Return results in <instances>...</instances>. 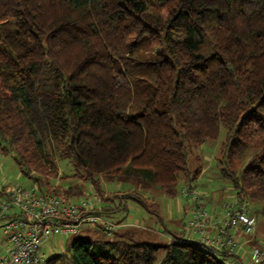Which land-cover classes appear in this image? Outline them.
I'll return each instance as SVG.
<instances>
[{"label":"trees","instance_id":"trees-1","mask_svg":"<svg viewBox=\"0 0 264 264\" xmlns=\"http://www.w3.org/2000/svg\"><path fill=\"white\" fill-rule=\"evenodd\" d=\"M222 129L220 175L264 217V0H0V150L12 146L25 176L48 169L36 151L56 141L82 181L56 192L105 194L104 178L151 212L139 191L197 180L199 151ZM104 200L103 213L119 209ZM93 231L71 242L68 264L231 256L177 234Z\"/></svg>","mask_w":264,"mask_h":264},{"label":"rangeland","instance_id":"rangeland-1","mask_svg":"<svg viewBox=\"0 0 264 264\" xmlns=\"http://www.w3.org/2000/svg\"><path fill=\"white\" fill-rule=\"evenodd\" d=\"M224 137L225 129H222L218 139L205 143L199 151L202 162V173L197 180L191 181L192 186L206 202L209 211L215 209L216 206L217 208L221 207L224 203L236 202L239 198L234 186L230 181L223 179L219 171V161L223 154L222 143ZM7 145L10 149L9 154H5L0 150V191L3 188L8 189L10 186H26L31 184V180L21 173L16 159L17 156L11 150L12 146L10 144ZM36 153L39 166L42 164L47 166L48 169L45 170L32 165L33 170L31 173L34 179L38 181L39 186L42 185L46 191L56 192V187L66 188L82 184V181L74 176L75 171L70 160L64 157L61 144L56 141L47 143L42 150H37ZM46 155L50 156L49 161H52L56 168L52 169L51 167L50 169ZM192 164L194 169L200 165L199 163ZM101 180L105 194L100 193L90 184L87 185L91 187H88V192L86 193L88 194L89 190L92 189L93 191L90 193L97 192L98 194H102L103 197L100 196L102 199L105 196V202L109 199L107 200V204L111 208L115 209L118 205L119 209L112 211L109 218L124 222L125 225L119 229L120 233L132 230L137 232L139 239H146L156 244L170 243L173 233L179 234L180 231L190 237V239L199 240L198 235L188 228V221L193 215L194 206L181 195V189L184 185L189 184L188 178L182 177L175 195L167 194L163 189L158 187L140 190L139 192H142L141 194L148 200L151 212H148L137 201L122 198H127V194L130 192L128 190L131 188L128 185L117 181L107 182L104 178H101ZM132 189L135 188L132 187ZM60 193L64 194L63 192ZM3 196L4 193L0 197ZM123 200H126V208L121 205L123 204ZM248 201L250 203V212L256 218V228L253 234H246L248 236V244L250 243L246 264H253L251 261V251L254 247L264 246V217L257 215L259 205L252 203L250 199ZM211 214L213 215L212 212ZM221 217L223 218V215ZM157 230L161 231V233L157 232ZM164 233H167V235ZM94 235L93 229L84 227L81 233L75 237L54 236L47 238L41 246V253L45 256L46 260H50L49 264H68L67 258L70 254L68 248L71 242L75 239H88ZM164 255V251L158 253V262L156 264H161Z\"/></svg>","mask_w":264,"mask_h":264},{"label":"built area","instance_id":"built-area-1","mask_svg":"<svg viewBox=\"0 0 264 264\" xmlns=\"http://www.w3.org/2000/svg\"><path fill=\"white\" fill-rule=\"evenodd\" d=\"M26 177L31 184L10 186L0 198V264H48L41 253V246L47 238L75 237L84 227L113 235L125 225L102 212L103 199L97 192H89L83 197H68L42 191L32 173ZM181 195L194 206L188 228L199 234L197 241L200 247L215 254L219 251L234 252L240 242L229 233V229L254 233L256 218L250 212L247 199L240 197L236 202L224 203L219 207V214L213 216L191 184L184 185ZM222 215L225 216L223 221L219 219ZM209 225L220 227L226 235L224 239L209 237L206 234ZM218 257L226 264H238L235 259ZM251 261L253 264H264V246L253 248Z\"/></svg>","mask_w":264,"mask_h":264},{"label":"crops","instance_id":"crops-1","mask_svg":"<svg viewBox=\"0 0 264 264\" xmlns=\"http://www.w3.org/2000/svg\"><path fill=\"white\" fill-rule=\"evenodd\" d=\"M5 190H7V189L3 188L0 191V196L2 195V193H4ZM218 210H219V208H217V206H216L215 209H211L210 212H212L213 214H215V213L219 214ZM224 218H225V216H223V218L220 217L219 219L221 221H223ZM221 225H223L222 222H221ZM157 232L161 233V231H159V230H157ZM167 233H164V234L167 235ZM229 233L239 240L240 246L234 252L219 251L218 254L228 253L231 256L226 257L225 260L235 259L238 262V264H246V262L248 261V252H249V246H250L249 245L250 243L248 244V236H246V234L242 233V231L240 229L239 230L229 229ZM173 234H177V233H173ZM194 234H197V233H194ZM206 234L211 238L220 237V238L224 239V236H226L224 233H222V230L220 227H217L214 225H209L206 228ZM177 235H182L185 238H190L187 235H185L182 231H180L179 234H177ZM197 235L199 238V234H197ZM144 240H146V239H144Z\"/></svg>","mask_w":264,"mask_h":264}]
</instances>
